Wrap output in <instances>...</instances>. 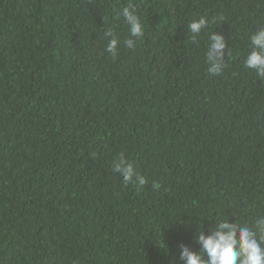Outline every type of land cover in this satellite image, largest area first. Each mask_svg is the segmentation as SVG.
I'll return each mask as SVG.
<instances>
[{
	"label": "trees",
	"instance_id": "trees-1",
	"mask_svg": "<svg viewBox=\"0 0 264 264\" xmlns=\"http://www.w3.org/2000/svg\"><path fill=\"white\" fill-rule=\"evenodd\" d=\"M258 28L264 0H0V264H186L199 231L264 216V80L244 65ZM121 154L143 186L113 171Z\"/></svg>",
	"mask_w": 264,
	"mask_h": 264
},
{
	"label": "clouds",
	"instance_id": "clouds-1",
	"mask_svg": "<svg viewBox=\"0 0 264 264\" xmlns=\"http://www.w3.org/2000/svg\"><path fill=\"white\" fill-rule=\"evenodd\" d=\"M118 15L129 28L130 38L124 41V45L134 50L137 40L144 36L145 25L132 3L123 7ZM208 25L209 19L206 16L200 17L189 23L188 31L194 34L195 39V35H199ZM105 35L110 38L105 50L116 57L120 41L111 30ZM250 39L251 50L245 58L244 65L254 70L256 75L264 80V28H258ZM226 48L227 42L223 35L217 32L210 33L205 55L208 72L211 75L216 76L223 72ZM229 55L231 57V52ZM112 169L120 174L125 185L133 183L143 186L147 182L146 178L137 172L134 163L123 154L113 163ZM153 186L160 187L159 184ZM197 242L201 246L198 252L191 251L187 246L183 247L181 259L186 264H264V216L257 217L252 226H242L228 219L219 220L210 234L204 230L199 231Z\"/></svg>",
	"mask_w": 264,
	"mask_h": 264
}]
</instances>
